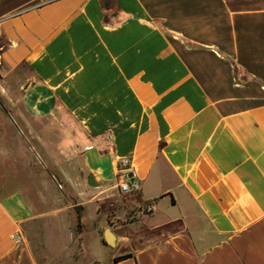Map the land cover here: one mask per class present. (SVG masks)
Segmentation results:
<instances>
[{"label":"crops","instance_id":"1","mask_svg":"<svg viewBox=\"0 0 264 264\" xmlns=\"http://www.w3.org/2000/svg\"><path fill=\"white\" fill-rule=\"evenodd\" d=\"M0 37L26 114L82 131L97 193L131 160L148 213L117 264H264V0H0ZM34 217L0 196V264Z\"/></svg>","mask_w":264,"mask_h":264},{"label":"rangeland","instance_id":"2","mask_svg":"<svg viewBox=\"0 0 264 264\" xmlns=\"http://www.w3.org/2000/svg\"><path fill=\"white\" fill-rule=\"evenodd\" d=\"M4 44L0 37V54ZM28 72L0 59V196L21 191L35 215L23 227L22 264H117L113 257L130 246L118 239L108 245L104 232L125 234L124 225L147 214L146 207L138 195L118 188L99 194L89 184L77 125L72 130L60 118L26 114L21 98Z\"/></svg>","mask_w":264,"mask_h":264},{"label":"built area","instance_id":"3","mask_svg":"<svg viewBox=\"0 0 264 264\" xmlns=\"http://www.w3.org/2000/svg\"><path fill=\"white\" fill-rule=\"evenodd\" d=\"M122 174L119 180V189L123 193H131L137 188L138 176L135 170L131 169V160L125 158L122 160ZM16 243L23 242V235L17 232L14 236Z\"/></svg>","mask_w":264,"mask_h":264},{"label":"water","instance_id":"4","mask_svg":"<svg viewBox=\"0 0 264 264\" xmlns=\"http://www.w3.org/2000/svg\"><path fill=\"white\" fill-rule=\"evenodd\" d=\"M89 184L92 186H96V182L94 181V177L93 175L89 176ZM104 239L105 242L110 245V246H115L117 239H116V235L110 230V229H106V231L104 232Z\"/></svg>","mask_w":264,"mask_h":264},{"label":"trees","instance_id":"5","mask_svg":"<svg viewBox=\"0 0 264 264\" xmlns=\"http://www.w3.org/2000/svg\"><path fill=\"white\" fill-rule=\"evenodd\" d=\"M131 257H132V254L131 253H127V254L115 257L114 262L115 263H119V262L125 261V260H127V259H129Z\"/></svg>","mask_w":264,"mask_h":264}]
</instances>
